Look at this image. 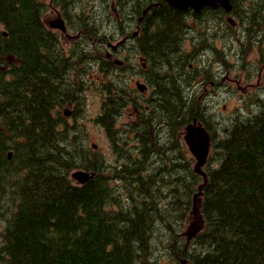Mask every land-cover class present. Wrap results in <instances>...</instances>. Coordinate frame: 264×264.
<instances>
[{"label":"trees","instance_id":"1","mask_svg":"<svg viewBox=\"0 0 264 264\" xmlns=\"http://www.w3.org/2000/svg\"><path fill=\"white\" fill-rule=\"evenodd\" d=\"M230 2V14L211 8L196 14L164 0H142L138 5L134 17L141 36L128 42H137L143 55L141 71L151 88L146 100L150 106H142L138 99L127 102L107 87V69L112 75L124 73V62L113 60L120 48L112 59L101 61L98 72L103 80L89 78L106 93L94 121L111 134L115 147L123 149L116 131L125 104H133L140 116L151 115L154 108L156 151H165L159 143L166 130L162 147L169 142L166 153L176 156L168 157L159 169L174 170L180 163L178 155L185 149L181 140L189 124L198 122L210 134L212 150L201 209L205 227L191 241L188 229L180 231L170 264H264V86L253 87L246 95L257 97L246 109L243 100L235 103L234 110L218 122L219 135L204 96L193 95L191 108L184 96L188 95L183 70L188 55L182 43L190 31L205 33L202 47L209 64L220 66L226 75L231 65L250 77V70L257 76L264 72L259 55L257 62L246 57L257 47L264 53V0ZM129 3L118 2V11L126 15ZM46 8L45 0H0V264H136L147 233L144 210L112 209L118 204L114 183L125 185L137 207L153 195L148 197L141 189L150 176L139 170L137 158H122L120 165L113 166L105 155L87 147L83 125L88 126L82 122L90 120L83 118V101L72 92L71 72L76 71L58 36L43 20ZM180 28L186 32L179 33ZM210 31L215 33L213 44L207 42ZM151 47L156 48V56L151 55ZM231 86L242 94L243 82ZM68 104L74 107L70 117L61 111ZM141 142L152 146L151 141ZM78 170L93 178L76 183L71 174ZM130 172L142 175L130 178ZM184 181L181 190L170 187L160 213L165 226L177 223L180 216L192 221L193 198L204 180L194 166ZM140 258L147 264L146 255Z\"/></svg>","mask_w":264,"mask_h":264},{"label":"rangeland","instance_id":"2","mask_svg":"<svg viewBox=\"0 0 264 264\" xmlns=\"http://www.w3.org/2000/svg\"><path fill=\"white\" fill-rule=\"evenodd\" d=\"M118 2H130L126 6V15L118 11ZM141 2L142 0H45L47 8L43 20L47 28L58 36L65 56L71 59L70 65L75 68L76 72H71L73 76L71 79L72 92L74 91L75 97L81 99L84 103L81 109L83 118L85 116L90 120V122H82L88 126H83L85 133H88L87 147L91 149L96 147L94 151L103 156L105 155L106 160L113 166L120 165L122 158L128 160L137 158L141 160L139 170L144 172V176H150L141 189L146 196L149 197L150 193H153V195L145 200L144 205L140 204L137 207L130 199V193L125 185L120 181L114 183L118 186V204L114 205L112 209L123 210L128 213L135 212L140 207L144 210L147 233L143 235L141 252L136 264H142L143 261L140 256L144 257L145 255L148 257L147 264H170L180 244L178 234L181 230L188 229L191 218L186 216V220L185 217L180 216L177 223L172 226H165L166 222L161 219L160 213L162 207L169 200L170 187L174 190H181L184 180L193 173L197 160L192 156L182 138L181 141L185 149L178 155V158L181 159L180 163L176 162L174 170L170 168L167 170L166 167L159 169L160 166L164 165V162L169 161L168 157H176L166 153V150L171 149L169 142H166L162 147V144L167 141V132L166 130L163 131L159 143V146L165 151L162 153L156 151V111L154 108H150L151 115L140 116V112H137L136 107L131 103L125 104L126 107L122 109V115L117 121L118 131L116 132L123 149L115 147L109 139L111 134H107L94 121L100 113L106 93L94 82L89 83L90 79L97 81L104 79V77L101 78L98 68L101 61L105 59L107 52L110 51L108 45L113 44V46H116L123 39L134 37V34L138 32L139 25L135 20L134 13ZM58 18L65 20L68 26L67 34L53 27L52 22L58 21ZM211 24L212 22L209 23V25ZM178 32L184 34L186 29L180 28ZM213 34L215 33L210 31L207 36V42L210 44H213ZM202 35H205V33L200 30L190 31L185 35L182 43L184 52L188 55L183 69L185 70L184 78L188 95L183 93L188 102V108H191L190 100L193 95L199 93L204 96L205 104L208 106V117L214 123L212 127H216V135H219L221 130L218 122L234 110L236 102H242L243 100L246 109L251 102L256 101L257 97L250 98L246 96L244 91L246 84L248 83L258 89L263 87L264 83L259 85L257 82H251L248 72H243L233 65L229 66L231 70H227L229 76L222 72L220 66L213 67L210 65L206 51L202 47ZM140 36L141 34L134 38L138 39ZM136 43L131 40L128 45L122 48L118 56L113 57L114 61L122 60L124 62V73L122 75H112V71L107 69L106 83H108L107 87L113 89L115 96L125 98L127 102L138 99L142 106L146 104V107H148L150 102L146 100L151 98V88L148 87L145 93H141L137 88L138 82L146 85L147 82L141 71L142 63L140 61H142L143 58L141 57L143 55H140V49L136 46ZM256 50L252 49L247 54V59L257 62L259 55L264 62V53L259 47ZM150 51L152 56H156L155 47H151ZM225 80H228L231 85H238L243 82L242 94L231 90L232 86L228 81L224 84ZM65 110L72 112L74 107L72 104H68L61 111ZM204 115H206L205 112ZM139 127H142V129L140 128L137 131ZM144 131L147 133L145 137L142 136ZM141 141H151L152 146L149 149ZM158 153H160V156L157 155ZM201 158L202 161L204 158L203 150ZM117 160H119V163H117ZM137 175H142V173L130 172L129 177L132 178ZM75 182L79 181L75 180ZM137 194L138 192H135V195ZM176 219L177 216L173 218L174 221ZM169 242H171V245L168 247Z\"/></svg>","mask_w":264,"mask_h":264},{"label":"water","instance_id":"3","mask_svg":"<svg viewBox=\"0 0 264 264\" xmlns=\"http://www.w3.org/2000/svg\"><path fill=\"white\" fill-rule=\"evenodd\" d=\"M168 5L183 11H188L189 9H192L195 13H200L201 10L205 7H210L213 9L223 8L225 11L230 12L232 10V6L230 4V0H164ZM151 9V6L145 10L144 14H146ZM54 28L66 31L64 22L62 19H58V21H55L52 23ZM137 88L141 93H144L147 91V86L143 85L141 83L137 84ZM66 116H70V112L65 113ZM184 140L186 142V145L188 146L191 154L195 157L197 160L196 165V172L204 177L205 184L203 186H200L199 193L195 195L194 197V203H193V209H192V216L193 221L186 233L188 237V241H191L193 238H195L203 229L205 226L203 216L201 214V196H202V190L203 187H205L207 183V175L203 171L204 166L207 163V159L210 152V135L208 131L202 126L197 124V122H194L193 124H190L185 129V136ZM196 144H199L198 147H195ZM194 147L196 148V151L200 153V161L198 162V156L193 152ZM202 150L204 152V158L201 161V155ZM11 154H9V157ZM73 180H77L80 182V184L87 183L90 179L93 178V175H91L88 172L85 171H76L72 173L71 175ZM193 225V226H192Z\"/></svg>","mask_w":264,"mask_h":264},{"label":"flooded vegetation","instance_id":"4","mask_svg":"<svg viewBox=\"0 0 264 264\" xmlns=\"http://www.w3.org/2000/svg\"><path fill=\"white\" fill-rule=\"evenodd\" d=\"M231 6H232V5H231ZM62 20H63V22H64V25H65L66 31H65V32L62 31V30H60V31H61L62 33H64V34H67V32H68V26L66 25V22H65V20H64L63 18H62ZM138 21H139V22H142L143 19L140 18ZM52 23H53V22H52ZM141 30H142V28H141V26H139V27H138V32H136V33L134 34V37H136L137 35L141 34ZM128 39H129V38H125V39H123L120 43H118V45L116 46V49H113V47H109V50H110V51L107 52V54H106L107 57H108V58H111V52H112V51H114V50L117 51L119 48L122 50V48H123L124 46L128 45V44H129ZM261 70H264V66L261 67ZM250 73H251V79H252L253 82H257L259 85L264 83V72H260L258 76L256 75L255 71L250 70ZM258 77H259V78H258ZM257 78H258V79H257ZM250 88H252V87H250ZM148 109H149V108H148Z\"/></svg>","mask_w":264,"mask_h":264},{"label":"bare ground","instance_id":"5","mask_svg":"<svg viewBox=\"0 0 264 264\" xmlns=\"http://www.w3.org/2000/svg\"><path fill=\"white\" fill-rule=\"evenodd\" d=\"M190 1V0H189ZM84 104V103H83ZM206 105V104H205ZM86 107V106H85ZM87 109V108H85ZM89 112V111H88ZM81 113V112H80ZM81 117V116H80ZM85 117V116H84ZM79 119V118H78ZM81 119V118H80ZM81 121V120H80ZM79 122V121H78ZM90 122V121H89ZM97 124V123H96ZM84 126V125H83ZM88 142V141H87ZM199 144H196L195 147H198ZM194 147L193 152L198 156V162L200 161V153L196 151V148ZM193 226V225H192Z\"/></svg>","mask_w":264,"mask_h":264}]
</instances>
